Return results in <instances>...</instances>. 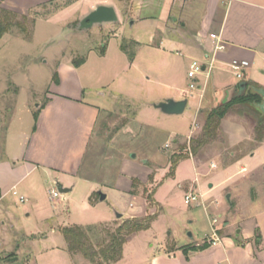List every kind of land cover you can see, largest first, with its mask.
Instances as JSON below:
<instances>
[{
	"label": "rangeland",
	"instance_id": "obj_1",
	"mask_svg": "<svg viewBox=\"0 0 264 264\" xmlns=\"http://www.w3.org/2000/svg\"><path fill=\"white\" fill-rule=\"evenodd\" d=\"M28 3L29 0H11L8 6L18 10L14 12L19 21L23 20L22 15L35 20V25L28 26L30 37L14 28L0 40V156L8 127L19 116L13 132L27 131V115L34 120L33 114L45 104L48 88L55 83L54 75H61L63 65L62 91L67 88L73 91L75 75L65 68H74V60H87L77 73L82 89L79 94L105 110L82 157L81 170L68 177L69 193H60L58 199L51 201L49 192L57 187L50 178L34 197L25 196L26 202H19L18 193L0 203V264H91L82 255L69 253L60 230L73 225L84 228L94 225L96 228L90 233L92 241L108 242L123 220L104 221L110 215L117 219L118 213L127 212L140 218L158 215L148 231L130 239L125 264L135 259L140 248L141 252H153L166 246L170 251L176 250L174 242L190 245L207 242L213 229L226 235L229 231L224 223L240 221L264 210L263 167L242 169L239 177L232 178L231 185L224 182L223 189L215 188L204 198L192 189L196 184L209 190L205 176L198 177L199 183L194 182L193 161L198 166L206 164L207 171L215 164L217 169L213 172L220 173L225 168H235L255 152V157L248 159V166L241 165L264 164V133L259 141L256 131L259 119H264V110L256 114L251 108H237L222 121L216 139L197 155L189 150L190 139L202 133L210 112L207 110L212 106L210 101L214 99L216 108L243 95L246 91L240 86L247 82V77L238 79L230 66L224 67V71L216 68L201 96L200 90L190 88L187 78L190 61L186 55L179 56L176 50L169 53L157 50L160 41L153 38L151 24L132 27L130 16L121 13L118 23L79 30V22L87 10L79 5V0H60L36 9L25 8ZM107 44V56L101 57L100 52ZM122 44L126 52L121 49ZM130 54L136 56L134 65ZM260 66L256 62L247 70L253 71L252 78L254 75L261 81L264 75H260ZM200 79L203 83L205 77ZM250 88L255 90L252 85ZM220 95L222 98L218 99ZM167 98L188 100L185 112L169 115L154 108L155 102ZM200 108L206 112L196 116ZM262 125L264 131V120ZM175 154L187 157L170 176L171 157ZM125 159L136 163L126 169L131 176L141 177L144 171L151 173L148 180L133 178L132 194H120L117 207L112 208V195L100 201L98 193L102 184L111 186L115 182ZM73 161L65 163L68 169L75 166ZM220 180L211 182L216 185ZM189 194L196 199L187 204L185 197ZM155 196L162 207H153ZM257 196L259 199L255 201ZM228 210L231 216H227ZM234 229L231 235L235 234Z\"/></svg>",
	"mask_w": 264,
	"mask_h": 264
},
{
	"label": "crops",
	"instance_id": "obj_2",
	"mask_svg": "<svg viewBox=\"0 0 264 264\" xmlns=\"http://www.w3.org/2000/svg\"><path fill=\"white\" fill-rule=\"evenodd\" d=\"M58 1L60 0H29V5L25 8L36 9L45 4L53 5ZM10 3L11 0H0L2 8L18 12V10L8 6ZM81 4L84 7L86 6L87 9L82 19L99 5H106L113 6L116 9L119 20L121 13L130 16L132 27L140 23L151 24L154 27L153 38H158L157 40L160 41V44L156 47L157 50L163 53L176 50L179 56L186 55L190 61L187 74L194 60L202 62L206 67H211L208 77L205 73L199 75L197 81H192L187 76L190 81L189 85L193 82L197 83V88L194 90H200L201 96L206 89L208 80L211 79L213 71L216 68L224 71V67L230 66L234 59L249 61L250 68L258 62L261 65L260 75H264V0H79V5L81 6ZM109 24L113 23L100 26L105 28ZM213 34L220 38L221 44L225 46L223 50L216 51L217 41L211 38ZM134 41L141 45L137 39H134ZM108 47V44L103 46L105 50L104 54L100 52L101 57L107 56ZM135 57L131 62L132 65L136 62ZM86 63L87 60L79 68H65L73 76L75 75L72 92L68 91L69 88L62 91L64 65L61 66V75L58 74L59 83H52L49 86L45 104L36 111H39L37 122H35V119H31L30 114L27 115L28 128L26 132H13L15 122L20 119L19 116L12 122L11 127H8L3 138V154L0 156V203L9 195H14V191L20 193V196L23 197H34L35 193L42 188L46 179L50 180V178L54 180L57 189L59 185L71 189L68 177L81 170L82 157L88 150L95 126L105 110L98 104L86 101L84 96L79 94V91L82 93V89L77 73L78 69L80 70ZM246 70L244 77H247V83L264 89V78H261V81L254 78V75L252 78L253 71ZM201 77H205L203 83L200 82ZM218 83L221 85L222 82L219 81ZM217 88L221 90V87L217 86ZM183 94H186V92H183ZM220 98H222V95L218 99ZM168 99L183 100L181 98H167L166 100ZM166 100L164 99V101ZM161 102L163 101L160 100L154 104ZM209 105L212 106L207 111H211V108L215 107L213 106L214 99L213 102L210 101ZM199 112L204 113L206 111L200 108L197 110L196 116L201 115ZM194 123H196V120H194ZM174 142H177V140H174ZM255 154L254 152L249 156V161L253 159L251 157H255ZM70 159L74 160L75 166L68 169L65 163ZM132 159L134 158L132 157ZM248 159L239 162L233 169L232 167L225 168L227 173L229 170H233L228 174H225V170L220 173L213 172L214 169H217L215 164H211L207 171L205 169L207 168L206 164L202 163L198 166V163L193 161L194 182L199 183L198 177L205 176L209 190L196 184L192 185V189L198 191L201 198H204L211 195L215 188L217 190L220 187L223 189L224 182L230 184L234 176L239 177L242 169L256 170L264 168V164H253V162L247 167L249 165L246 164ZM134 164L136 163L125 159L115 182L111 186L109 184L101 185L98 196L100 197L101 193L105 194L106 199L104 201H106L112 195V208L117 207L120 194H132L133 178L148 180L151 171L142 172L141 177L131 176V173L126 171ZM215 179L221 180L220 182L217 181L215 185L211 182L216 181ZM142 183L145 184L144 181ZM231 196V194L228 195L229 200ZM258 197L255 198V201L259 199ZM25 199L27 201V198ZM154 199L155 206L153 207H162L156 196ZM94 201L97 203V200ZM227 212V216H231V210ZM118 215H121V217H118ZM118 215L117 219L110 215L111 218H108V221L106 220L104 223L117 222L118 219L123 220V223L127 219L142 217L127 212L118 213ZM263 220L264 210H260L258 213L244 216L240 221L226 222L224 227L229 232L226 235L219 232L220 243L215 246L209 244L208 248L200 251L185 253L183 249L190 246V244H179L177 242H174L176 243V250L170 251L167 250L166 246L153 252H147L146 250L141 252L140 248L135 259L125 264H264ZM99 223L102 224L103 222ZM233 229L235 234L231 235ZM257 231L261 236L260 239L256 237ZM134 235L129 237L124 246L123 258L116 264H124L126 250L129 247L130 239ZM205 243L206 241L203 240L195 245L201 246Z\"/></svg>",
	"mask_w": 264,
	"mask_h": 264
},
{
	"label": "trees",
	"instance_id": "obj_3",
	"mask_svg": "<svg viewBox=\"0 0 264 264\" xmlns=\"http://www.w3.org/2000/svg\"><path fill=\"white\" fill-rule=\"evenodd\" d=\"M19 15L11 10L2 8L0 6V40L9 33L12 29L17 28L22 33L25 34L28 38L31 33L29 31V24L35 25V20L30 21L28 15H22V21L18 20ZM121 49L126 52V48L121 45ZM104 50L101 52L104 54ZM130 59H134V54L129 55ZM86 60L79 59L74 60L73 64L76 68L82 66ZM53 81L58 84V73L54 75ZM250 84L247 83L246 92L243 95L237 96L231 99L228 102L220 104L216 108L212 109L207 117L205 124L202 129V133L197 138L191 139L190 149L193 151L194 155H197L198 152L212 142L218 137V130L222 125V121L225 117L232 111H235L243 107L251 108L255 113L259 114L260 111L257 107L262 104L264 98L258 92L251 91ZM255 89H263L257 85H254ZM39 112V111H38ZM34 114L35 122L38 120L39 113ZM263 120L259 119L258 126L256 127L257 138L259 141L263 139ZM186 148V147H183ZM187 155L175 154L171 157V173L173 175L174 169L178 163L185 159ZM152 197H148V201L151 202ZM158 215H149L143 218H135L131 220H126L116 230L110 234V240L108 242H101L95 244L90 236V233L94 231L96 226H88L86 228L73 225L69 227H64L60 230L66 244L67 249L71 255L80 254L91 264H116L123 258L124 246L127 243L129 237L134 234L147 231L151 228L153 222L157 219ZM220 232V231H218ZM221 233V232H220ZM257 239L261 238L260 234L257 231ZM209 247V243L206 242L204 245L196 246L190 245L183 249L185 253L189 251H200Z\"/></svg>",
	"mask_w": 264,
	"mask_h": 264
},
{
	"label": "water",
	"instance_id": "obj_4",
	"mask_svg": "<svg viewBox=\"0 0 264 264\" xmlns=\"http://www.w3.org/2000/svg\"><path fill=\"white\" fill-rule=\"evenodd\" d=\"M119 16L116 9L113 6L99 5L95 10L91 11L87 16H85L78 25L79 30H87L92 28L94 25H102L106 23H118ZM242 89H247V82H244L241 86ZM251 90V88H249ZM253 91V90H251ZM258 91L264 98V89H255L253 92ZM187 100L175 101L173 99H168L164 102L154 104V107L161 112L169 115H182L187 107ZM259 110H264V100L262 104L257 107ZM135 158V155H132ZM58 190L62 194H67L71 189L64 188L59 185ZM229 198V197H228ZM101 201L106 199V195L101 193ZM121 217V215H118ZM239 234V231H238Z\"/></svg>",
	"mask_w": 264,
	"mask_h": 264
},
{
	"label": "built area",
	"instance_id": "obj_5",
	"mask_svg": "<svg viewBox=\"0 0 264 264\" xmlns=\"http://www.w3.org/2000/svg\"><path fill=\"white\" fill-rule=\"evenodd\" d=\"M211 38L217 41V44L215 46L216 51H220V50H223L225 48V46L223 44H221V40L218 36L213 34V35H211ZM230 67H231L233 73L235 74V76L238 79H242L244 77L245 70L250 67V62L247 60L234 59L230 63ZM210 71H211V67H206L204 64L200 63L199 61L194 60V61H192L191 65H190V70H189L187 76L190 80L197 81L199 75H203V74L207 73V77H208ZM196 84L197 83L193 82L190 85L191 90H194L197 88ZM166 147H169V146L167 145ZM189 150H190V148H189ZM13 193H14V195L18 196V193L16 191H14ZM50 197H51L52 201H55L56 199H58L60 197L59 190L58 189L51 190L50 191ZM192 199H196V197L191 195V194H189L185 197L187 204H189ZM19 201L21 203H23L26 201V199L23 196H19ZM214 222L216 223L217 220H214ZM220 241L221 240H220V236L218 235V230L213 229V234H212L211 238H209V240H207V242L211 246H215V245L219 244ZM0 251H1V246H0Z\"/></svg>",
	"mask_w": 264,
	"mask_h": 264
}]
</instances>
